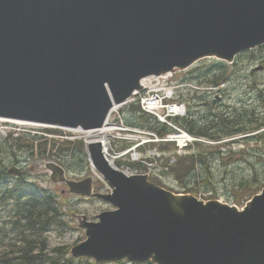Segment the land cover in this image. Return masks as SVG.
<instances>
[{"label": "water", "instance_id": "95a60500", "mask_svg": "<svg viewBox=\"0 0 264 264\" xmlns=\"http://www.w3.org/2000/svg\"><path fill=\"white\" fill-rule=\"evenodd\" d=\"M262 45L264 0H0V120L101 129L142 79L204 58L232 63ZM86 153L108 193L93 192L90 178L68 181L55 162L44 165L53 184L114 208L96 222L82 217L86 240L71 249L73 258L264 264V189L240 210L128 176L99 143Z\"/></svg>", "mask_w": 264, "mask_h": 264}, {"label": "rangeland", "instance_id": "374dc122", "mask_svg": "<svg viewBox=\"0 0 264 264\" xmlns=\"http://www.w3.org/2000/svg\"><path fill=\"white\" fill-rule=\"evenodd\" d=\"M213 61L214 59L205 58L194 63L188 69H176L172 73L170 84L176 88L175 100L185 105L184 118H193L199 124H204L209 118L212 119L213 116L219 114L235 117L246 126L244 132L221 137L214 141L203 139L200 141L203 143L192 144L182 153L177 152L173 143H159L153 137L148 140L146 136L139 135L138 137L143 138L144 142L151 141L157 144L149 143L138 148L136 154L131 156L132 158L128 156L127 160L116 163V168L122 172L128 170L138 171L142 175L147 174L151 183L175 194L191 195L202 201L217 200L236 206L241 210L253 196L261 193L264 187V127L255 129L257 124L254 123V120L259 122L264 119V47L260 51L256 48L237 56L233 64L224 63L226 71L221 85L215 89H208L209 86H201L199 81H196V76L202 70L214 69L211 66ZM215 62H217L216 59ZM260 66L263 67V70L255 71ZM202 67L203 69H201ZM193 70H197V73L195 77L191 78V75L187 73ZM180 95L183 96V99L180 98ZM193 95H197L196 100L191 103L185 101L186 97ZM200 96L202 100H200ZM128 110L129 107H124L113 114H120L121 121H125V126L135 128L129 124L132 115ZM116 119L117 116H113L111 123L114 124ZM249 120H252L253 123ZM22 128L32 131V134L34 132L41 133L46 129L29 124L20 125L15 122L0 121V161L4 162L6 170L16 166L23 173L22 176L27 183H35L43 190L54 193L59 197L57 199L64 203L63 213L66 217H64L63 224L51 227L45 237L49 251L57 247H68L71 251L75 245L86 239L84 230L79 228L82 217L85 216L88 221H95L98 214L112 210V208L96 198L73 194L65 184H53L44 165L48 161L57 163V159L40 158L35 151L32 155L26 151L14 153L6 149L1 150V143L8 139L9 134L12 133L13 136L23 134L18 131ZM179 128L189 135L186 130ZM103 129L96 131L101 139L107 137L106 133L102 132ZM238 130H242V127L234 129V131ZM59 131L82 139L76 142L85 148L84 137L86 134L83 133L84 137L79 138L82 133L76 135L73 132ZM138 131L147 132L141 127L138 128ZM45 136L48 140L55 138L56 141H63L59 136ZM136 144L138 142L135 143L132 139L130 142H123L121 150ZM118 149V144L114 143L112 145L113 153H116ZM198 154L206 157L205 163L198 165L186 181L178 179L173 172L177 169V160ZM65 160L68 161V164H65L68 181L77 183L90 178L93 192L105 194L110 191V187L90 166L88 160V165L83 168L77 167L76 164L71 167V156H66ZM130 164L138 165V167L130 166ZM67 169L71 170L67 171ZM9 181L15 182V178L12 177ZM252 193L253 196L250 197ZM13 215L8 203H0V254L11 252L9 245L20 241V234L10 221V217Z\"/></svg>", "mask_w": 264, "mask_h": 264}, {"label": "trees", "instance_id": "16d2710c", "mask_svg": "<svg viewBox=\"0 0 264 264\" xmlns=\"http://www.w3.org/2000/svg\"><path fill=\"white\" fill-rule=\"evenodd\" d=\"M263 47L264 45L259 47L258 50H262ZM211 66L214 69L202 70L197 76V70L190 71L187 74H190L191 78L196 76V81H199L201 86L217 88L225 78L226 67L224 63L215 62V60ZM196 97L197 95L188 96L185 98V101L191 103L196 100ZM180 98L183 99V96L180 95ZM200 98L202 100L201 96ZM128 111L132 115L130 125L156 132L159 136L170 132L168 127L158 124L154 118L143 114L137 105H130ZM249 122L253 123L252 120H249ZM174 123L195 137L211 141L218 140L221 137L241 134L246 129L241 120L221 114L213 116L212 119L209 118L204 124H199L195 119L189 117L177 118L174 120ZM254 123L257 124L255 129L264 127V119L259 122L254 120ZM236 127H242V130L234 131ZM44 135L61 136L62 132L57 129H45L41 131V135L23 133L14 137L10 134L8 139L1 143V150L6 149L14 153L26 151L32 155L33 151H35L36 155L40 158L57 159V164L63 168L66 167L65 164H68V161L65 160L66 156L72 157V160H70L71 167L75 164L77 167L82 168L88 165L87 155L82 144L68 140L56 141L55 138L48 140ZM177 161V169L173 170V172L178 179L186 181L198 165L205 163L206 157L198 154L182 157ZM130 166L138 167L135 164H130ZM8 170H6L4 162L1 160L0 203H8L11 206V213L14 215L10 217V221L21 238L19 243L9 245V249L12 250L11 252L7 251L0 254V264H96L91 259H76L71 257L68 247H57L51 251L48 250L45 234L54 225L63 224L64 217H66L63 213L64 203L60 199H57L59 197L55 196L54 193L43 190L35 185V183H27L23 176L15 178L8 174ZM69 170L71 169H67V171ZM12 177L15 178V182L9 181ZM251 196H253V193ZM18 244L20 246H17ZM104 264L131 263L122 260ZM141 264L153 263L145 262Z\"/></svg>", "mask_w": 264, "mask_h": 264}, {"label": "built area", "instance_id": "2783aa9c", "mask_svg": "<svg viewBox=\"0 0 264 264\" xmlns=\"http://www.w3.org/2000/svg\"><path fill=\"white\" fill-rule=\"evenodd\" d=\"M166 79L167 78L160 77L145 80L143 82L144 93L140 96L139 103L141 109L144 112L154 115L160 123L170 125L168 120L175 116H182L185 113V108L183 105L170 102L174 95V87L168 86ZM109 128H111V130L107 134V143L105 144V146H102L104 155L109 162H113V160L121 158L126 154L125 152H123L116 156L111 155L109 153V143L111 139L130 141L131 139L135 140V136H133V133H137V135L142 136L148 135L143 132L118 127L116 125H109ZM115 130H117L116 135H114ZM150 135L153 136L152 134ZM153 137L157 142L174 143L179 153H182V151L195 140L194 138L190 137L189 135L177 128H175V131L172 134L167 135L163 139L157 138L155 136ZM143 140L144 139L141 138L139 144L147 142H144Z\"/></svg>", "mask_w": 264, "mask_h": 264}, {"label": "bare ground", "instance_id": "6f19581e", "mask_svg": "<svg viewBox=\"0 0 264 264\" xmlns=\"http://www.w3.org/2000/svg\"><path fill=\"white\" fill-rule=\"evenodd\" d=\"M111 130V128H109V125H106L104 127V129L102 130V132L106 133V136L108 134V132ZM74 131H77V132H82V130L78 129V130H74ZM107 140H108V136L105 137V139H101L99 137V134H97L96 131L92 130V131H89L87 132V138H86V141L90 144V143H99L101 144L102 146H105V144L107 143ZM107 149V148H106ZM264 189V187L262 188Z\"/></svg>", "mask_w": 264, "mask_h": 264}]
</instances>
